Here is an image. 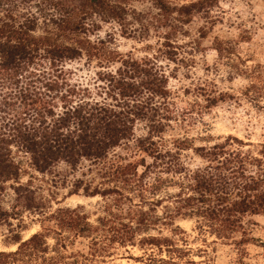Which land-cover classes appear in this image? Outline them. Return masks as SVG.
Segmentation results:
<instances>
[{
  "label": "trees",
  "instance_id": "obj_1",
  "mask_svg": "<svg viewBox=\"0 0 264 264\" xmlns=\"http://www.w3.org/2000/svg\"><path fill=\"white\" fill-rule=\"evenodd\" d=\"M175 0H0V224L9 218L1 198L9 182H17L23 155L38 173H48L58 164L75 170L82 161L99 168L104 188L77 181L69 196L81 190L86 197H112L104 209L108 218L95 226L78 209H58L45 221L57 220L59 232L67 230L82 236L104 231V241L95 238L89 246L92 257H111L118 248L153 247L179 252L170 237H141L158 225L173 226L176 219H195L199 234L232 245L243 264L246 247L264 246L252 236L253 217L264 215V160L239 150H226V144L205 149L206 164L187 170L178 159L156 158L157 136L153 131L158 114L153 101L166 98V77L149 57L122 56L110 49L109 40L90 37L95 22H116L123 33L130 17L143 24V15L130 8L132 2L150 3L161 18L160 25L173 15L188 22L193 13L216 0H197L178 5ZM209 3V4H208ZM41 26V27H40ZM162 26V25H161ZM85 57L103 68L118 64L112 71H99L102 82L95 95L88 87L72 83L65 63ZM106 65V66H105ZM247 91L255 89L252 77ZM97 92V91H96ZM213 103L216 102L212 99ZM149 123L145 137L134 138L137 121ZM160 124V123H159ZM135 140L143 154L134 161H109L111 151ZM185 148V147H184ZM160 165L182 178L175 182L149 177ZM176 184L177 193L155 200L165 184ZM169 186V185H168ZM23 196L24 188H14ZM20 191V193H19ZM27 209L38 208L27 195ZM166 202L162 215L156 208ZM28 239L15 237L16 250L0 252V264H70L65 262V238L52 248L56 257L46 258L50 229ZM107 236V237H106ZM181 253V252H180ZM41 261V262H40ZM73 264H77V261Z\"/></svg>",
  "mask_w": 264,
  "mask_h": 264
},
{
  "label": "rangeland",
  "instance_id": "obj_2",
  "mask_svg": "<svg viewBox=\"0 0 264 264\" xmlns=\"http://www.w3.org/2000/svg\"><path fill=\"white\" fill-rule=\"evenodd\" d=\"M194 1L197 0L173 2L182 5ZM130 8L143 15V24L129 17L126 25L129 30L123 33L116 22H102L94 17L97 26L90 37L109 40L110 49L122 56L151 58L166 77V98L153 101L158 114L152 127L153 131L160 130L153 137L158 156H145L147 163L151 159H178L179 164L192 171L206 164L201 156L205 155V149L228 143L226 150H239L264 160V0H216L193 13L188 22L173 15L162 26L158 11L150 3L132 2ZM65 68L72 83L90 88L97 98L95 94L102 86L97 73L114 72L118 64L101 68L95 61L82 57L66 62ZM252 77L257 78L255 89L247 91ZM212 99L216 102H211ZM150 129L149 123L137 121L134 138L145 137ZM142 156L132 140L113 149L107 159L127 162ZM15 161L20 166L19 179L6 184L1 198L9 218L0 224V252L16 250L17 245L12 243L16 236L26 240L40 232L44 224L51 231L47 238L50 249L45 257H56L52 248L65 238L64 261L70 264L76 261L77 264H237L236 249L206 233L199 234L195 219H176L172 227L158 225L138 236L170 237L179 252L128 246L118 248L111 257H92L91 240L96 237L105 242L104 231L93 233L91 239L74 231L59 232L57 220H44L64 208H79L95 226L99 218H108L104 207L111 203L112 197H86L82 190L69 196L78 180L82 181V187H106L100 178L102 165L82 161L72 170L61 163L41 174L30 167L29 159L23 155ZM156 177H172L173 182L182 178L165 165H160L148 181L151 183ZM19 185L24 188L22 195L31 197L38 208H26L25 198L14 191ZM177 191L176 184H165L154 199L165 200L168 194ZM165 206L163 201L156 208L159 216ZM253 220L256 224L251 228L252 236L264 245V215ZM243 264H264V246H247Z\"/></svg>",
  "mask_w": 264,
  "mask_h": 264
}]
</instances>
